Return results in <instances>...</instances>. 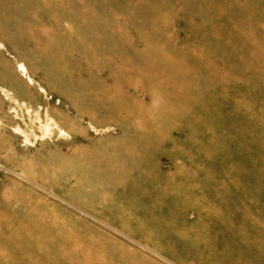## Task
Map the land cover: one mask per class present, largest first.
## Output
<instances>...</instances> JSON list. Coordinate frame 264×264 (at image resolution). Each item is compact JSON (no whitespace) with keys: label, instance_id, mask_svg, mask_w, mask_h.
I'll return each instance as SVG.
<instances>
[{"label":"rangeland","instance_id":"1","mask_svg":"<svg viewBox=\"0 0 264 264\" xmlns=\"http://www.w3.org/2000/svg\"><path fill=\"white\" fill-rule=\"evenodd\" d=\"M199 199L264 220V0H0V264H264Z\"/></svg>","mask_w":264,"mask_h":264},{"label":"crops","instance_id":"2","mask_svg":"<svg viewBox=\"0 0 264 264\" xmlns=\"http://www.w3.org/2000/svg\"><path fill=\"white\" fill-rule=\"evenodd\" d=\"M186 193L183 195L184 200L188 198L195 199L193 198L195 197V191H191L190 194ZM199 197L202 198L201 195ZM200 199V203L195 206L186 207L187 204L184 203L185 211L191 213L195 228L203 227L214 230L212 231L213 235H211L212 237L216 236V243L248 246L264 244V220H257L255 210H249L248 207H237V210L221 209L219 207L210 210L202 205ZM260 215L264 218V211Z\"/></svg>","mask_w":264,"mask_h":264},{"label":"bare ground","instance_id":"3","mask_svg":"<svg viewBox=\"0 0 264 264\" xmlns=\"http://www.w3.org/2000/svg\"><path fill=\"white\" fill-rule=\"evenodd\" d=\"M20 66H21V70L24 71L23 73H25V67H24L23 65H20ZM9 70H10V69H9ZM28 79H29V81H30L31 83L34 82L33 79H32L30 76L28 77ZM18 87H19V84H18ZM4 90H5V89H4ZM41 90H43L42 87H41ZM21 94H23V93H21ZM27 97H28V96H26V98H27ZM19 98H20V97H19ZM19 98H17V99L14 98V100H16L15 102L19 103ZM8 99H10V101H13V100H12L13 98H12L11 95H8ZM24 102H25V101H24ZM24 102H23V103H24ZM38 119H40V116H38ZM46 129H47V128H46ZM60 133H61V134H66L65 131L62 130V129L60 130Z\"/></svg>","mask_w":264,"mask_h":264}]
</instances>
